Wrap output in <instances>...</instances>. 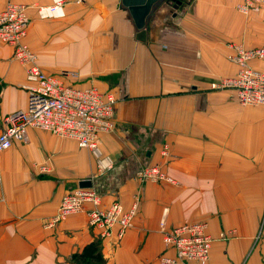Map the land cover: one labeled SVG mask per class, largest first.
Masks as SVG:
<instances>
[{
    "label": "crops",
    "instance_id": "1",
    "mask_svg": "<svg viewBox=\"0 0 264 264\" xmlns=\"http://www.w3.org/2000/svg\"><path fill=\"white\" fill-rule=\"evenodd\" d=\"M8 1L53 0H0V9ZM239 1L161 0L144 38L122 0H69L60 19L31 12L27 41L39 64L52 74L76 71L65 76L69 83L117 92L116 128L101 136V158L38 128L4 151L0 264H159L163 218L168 229L209 223L208 264H264V104L242 105L232 89L211 88L237 72L229 42L264 46V11L242 15ZM251 64L264 70V59ZM25 82L13 47L0 43V132L7 115L28 106ZM157 163L175 183L137 179ZM82 180L92 181L106 205L130 207L140 197L122 238L116 230L102 237L86 212L47 227Z\"/></svg>",
    "mask_w": 264,
    "mask_h": 264
},
{
    "label": "built area",
    "instance_id": "2",
    "mask_svg": "<svg viewBox=\"0 0 264 264\" xmlns=\"http://www.w3.org/2000/svg\"><path fill=\"white\" fill-rule=\"evenodd\" d=\"M69 0H53L19 3L8 1L0 9V43L13 47L14 59L26 69V82L22 85L29 93L25 109L7 115L0 132V158L15 142L29 141V129L38 128L61 138L77 141L80 147L90 149L101 158L99 148L103 134L115 130L117 92L103 91L99 87L69 83L65 76L77 77L76 71L60 74L46 72L39 64L38 53L27 41L32 22L31 12L38 19H60L66 16ZM264 0H240L237 9L249 15L261 12ZM227 57L237 65L235 75L221 77L211 83L214 90L232 89L242 105L264 104V70L252 66L254 59H264V46L247 47L243 43L229 42ZM165 146L163 154L167 153ZM101 159V163H103ZM108 168L110 166L108 165ZM142 182L175 183L161 164H149L137 171ZM140 197L130 207L122 202L103 203V197L94 187H77L62 196L57 212L50 217L47 227H55L69 216L86 212L88 223L99 230L102 237H110L113 231L122 238L132 226L139 210ZM164 251L159 264H208L214 239L209 233L207 221L183 223L168 229L165 218L161 221ZM227 239L225 233L221 234Z\"/></svg>",
    "mask_w": 264,
    "mask_h": 264
},
{
    "label": "water",
    "instance_id": "3",
    "mask_svg": "<svg viewBox=\"0 0 264 264\" xmlns=\"http://www.w3.org/2000/svg\"><path fill=\"white\" fill-rule=\"evenodd\" d=\"M161 0H122L123 4L129 8L131 15L135 21L136 26L140 29L139 36L144 38L145 36V24L147 18L152 13L156 4ZM176 3V6L180 5L183 0H172ZM91 180H82L79 183V187H92Z\"/></svg>",
    "mask_w": 264,
    "mask_h": 264
},
{
    "label": "rangeland",
    "instance_id": "4",
    "mask_svg": "<svg viewBox=\"0 0 264 264\" xmlns=\"http://www.w3.org/2000/svg\"><path fill=\"white\" fill-rule=\"evenodd\" d=\"M191 1H192V0H190V2H191ZM182 3H183V2H182ZM182 3H181V4H182ZM236 8H237V5H236ZM237 11H238L239 13H241L242 15H246V14H243L242 12H240L238 9H237ZM262 11H264V8L261 10V12H262ZM258 13H260V12L251 13V14H249V15H252V14L255 15V14H258ZM246 16H247V15H246ZM231 62H232V61H231Z\"/></svg>",
    "mask_w": 264,
    "mask_h": 264
}]
</instances>
